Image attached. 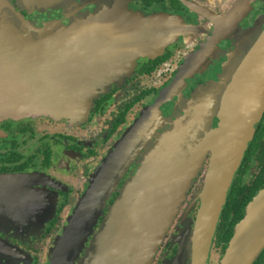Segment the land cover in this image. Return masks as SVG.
Instances as JSON below:
<instances>
[{"label": "flooded vegetation", "instance_id": "obj_1", "mask_svg": "<svg viewBox=\"0 0 264 264\" xmlns=\"http://www.w3.org/2000/svg\"><path fill=\"white\" fill-rule=\"evenodd\" d=\"M12 1L38 27L68 26L96 10L121 6L134 20L133 42L120 53L132 61L130 67L112 74L82 112L62 119L0 115V264H48L50 250L110 159L119 183L95 232L126 185L150 184L152 163L156 172L181 167L176 155L160 147L171 122L187 116L196 90L220 79L241 43L239 35L264 19V0H68L63 8L30 11ZM255 127L249 147L264 142V115ZM211 157H205L152 264L179 256L193 233ZM245 159L232 187L248 185L258 172L255 161L244 174ZM221 222L222 216L219 227ZM218 231L209 264L222 263L230 242L223 249ZM254 264H264V250Z\"/></svg>", "mask_w": 264, "mask_h": 264}, {"label": "water", "instance_id": "obj_2", "mask_svg": "<svg viewBox=\"0 0 264 264\" xmlns=\"http://www.w3.org/2000/svg\"><path fill=\"white\" fill-rule=\"evenodd\" d=\"M63 1L25 0L33 9L63 6ZM133 23V15L121 6L96 10L68 26L51 22L38 27L12 2L0 1V115L62 119L82 112L112 74L130 67L132 61L120 53L133 42ZM257 39L221 83L194 95L187 116L171 122L160 147L176 155L174 163L181 161V167L156 172L152 163L150 184L126 185L95 232L119 183L110 159L50 250L48 264H152L211 154L193 233L184 239L180 255L167 263L187 264L189 258L191 264H209L234 177L264 115V32ZM182 120L187 131L179 138ZM205 130L204 138L199 132ZM263 250L264 188L237 224L221 264H254Z\"/></svg>", "mask_w": 264, "mask_h": 264}, {"label": "trees", "instance_id": "obj_3", "mask_svg": "<svg viewBox=\"0 0 264 264\" xmlns=\"http://www.w3.org/2000/svg\"><path fill=\"white\" fill-rule=\"evenodd\" d=\"M247 149L242 172L250 174L255 161L259 162L258 172L253 174V178L249 180L248 185H233L231 189L216 240L223 249L233 236L235 225L245 216V206L257 193L258 189L264 186V142L254 141Z\"/></svg>", "mask_w": 264, "mask_h": 264}, {"label": "rangeland", "instance_id": "obj_4", "mask_svg": "<svg viewBox=\"0 0 264 264\" xmlns=\"http://www.w3.org/2000/svg\"><path fill=\"white\" fill-rule=\"evenodd\" d=\"M0 1H2V0H0ZM9 1L13 3L12 0H9ZM18 1L20 3H22L21 0H18ZM67 1L68 0H64L62 2L63 6L60 5V4H57L55 6L58 7V8H63V7H65L67 5ZM23 3H24V5H23L24 10L30 11L32 9L31 4H29L27 6L25 0H23ZM43 8H48V6H44V7L43 6H36L35 9H43ZM30 21H32L34 24H37L36 21H33V20H30ZM260 21L261 22L258 25H256L254 28L249 29V30H243L242 34L239 35V36H242L240 38L241 39V43L238 44V46H237V48L235 50V53L233 52V54H232V58H231L230 63L225 67L223 73L220 76V79L218 81L214 82V85H218L219 83H221L222 82V78H224V76L226 75L228 70L232 66H235V64H239V62L242 59L244 60L245 57L248 55V53L251 51V49L255 45L254 42L256 41V39L259 38V35H261L264 32V19H262ZM142 22H145V20L143 18H142ZM233 51H234V49H233ZM206 88L207 87L203 88V90L206 89ZM219 89H220V85H219ZM197 91L198 90H196V92L194 93L195 96H197ZM194 95H193V97H194ZM217 101H216V103H217ZM77 114H75V115H77ZM12 116H15V115H12ZM178 117H180V116H177V118ZM181 122H183V123H181L179 126H177V133H176V136H178L179 138L183 137L184 133L187 131L186 122L184 120H182ZM173 130H174V128H173ZM201 133H202L201 137L203 136L205 138L206 135L208 134V130L201 131Z\"/></svg>", "mask_w": 264, "mask_h": 264}]
</instances>
